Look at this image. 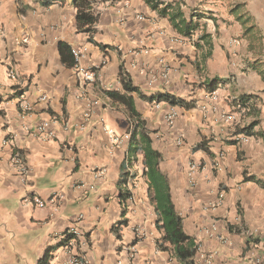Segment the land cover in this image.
I'll use <instances>...</instances> for the list:
<instances>
[{
  "label": "crops",
  "instance_id": "crops-1",
  "mask_svg": "<svg viewBox=\"0 0 264 264\" xmlns=\"http://www.w3.org/2000/svg\"><path fill=\"white\" fill-rule=\"evenodd\" d=\"M159 1L95 0L96 20L80 22L76 0H0V264H40L52 248L48 264H183L158 246L144 155L111 136L138 120L201 245L197 264H263L264 0ZM76 49L94 82L75 71ZM160 93L182 103L157 109ZM191 158L205 164L195 185ZM212 222L226 242L203 232Z\"/></svg>",
  "mask_w": 264,
  "mask_h": 264
},
{
  "label": "trees",
  "instance_id": "trees-1",
  "mask_svg": "<svg viewBox=\"0 0 264 264\" xmlns=\"http://www.w3.org/2000/svg\"><path fill=\"white\" fill-rule=\"evenodd\" d=\"M94 1L76 0L78 21L94 22L96 20V16L90 10ZM147 1L154 2V7H158L160 2L159 0ZM162 13H166V8L162 10ZM192 28L193 26L190 29ZM151 100L153 102H166L171 105L182 103L169 93L153 95ZM143 123V121L138 120L129 128L130 157L137 159L139 154L144 155L143 174L148 184L150 200L158 214L157 227L162 234L158 240V246L165 250L172 249L174 255L183 264H197L196 259L201 245L195 237L188 235L184 230L183 217L178 213L173 202L169 178L160 168L161 154L151 147V138ZM52 250L46 252L40 264H48Z\"/></svg>",
  "mask_w": 264,
  "mask_h": 264
},
{
  "label": "built area",
  "instance_id": "built-area-1",
  "mask_svg": "<svg viewBox=\"0 0 264 264\" xmlns=\"http://www.w3.org/2000/svg\"><path fill=\"white\" fill-rule=\"evenodd\" d=\"M141 19L143 18L142 16H139ZM74 56H75V64H74V69L75 71L81 76L82 79H84L85 81L87 82H94L98 76V73H97V70H96V67L94 66H86L83 64V53L81 50H74ZM8 76L12 79H17V73L14 71V70H8ZM211 99L213 100H216L218 98V95H217V92L216 91H213L210 95ZM43 98H47V95H43ZM155 105H156V108L157 109H163L162 108V103L161 102H154ZM171 105V104H170ZM172 106H175V105H172ZM172 106H169L168 109L165 111V120L167 122V124L170 126V127H174L175 126V123H176V120H177V117H178V111L172 107ZM223 118L229 122V123H236L237 122V115L236 113L232 112V113H223L222 114ZM50 125V122L49 121H44L40 124L39 126V130L41 132V136H42V139L44 140H51L54 138V133L53 132H47V128L49 127ZM111 136H112V139L114 142L116 143H120L122 140H129L130 139V133H126L124 135H117L115 132L111 131ZM242 138H245V137H237L236 139L239 141L241 140ZM7 144H11L12 141L10 140H6L5 141ZM182 144V141L181 140H178V145H181ZM12 162L14 163V165L16 166V168L19 170L20 173L22 174H26L27 173V165H26V162L24 161L23 157H22V154L19 152V151H15L12 155ZM220 163L216 162L215 163V167L216 169H219L220 168ZM205 169V164L196 160V159H193L191 158L189 161H188V176L190 178V183L191 185H195L196 184V181H195V175L197 172L199 171H203ZM26 201H32L33 203H35L38 207H44L45 206V201L38 197V196H34L32 197L31 199L27 198ZM211 208H215L216 205L214 203H211ZM209 205V206H210ZM219 231V228L217 226V224L214 222L211 223V225L209 226V228H205L203 230V232L208 235L209 237L211 238H220V240L222 242H226L227 239L221 235H219L218 233ZM72 233L73 234H79V230L76 229V228H73L72 229ZM263 245H264V242H263ZM201 250V246L199 248V252ZM198 252V253H199ZM200 258L204 259L206 262L208 260H210L211 258V255L210 254H207V253H203L201 254ZM260 261H263V264H264V254L262 255V258H260ZM70 264H89V263H84L82 262L79 258H73L70 262Z\"/></svg>",
  "mask_w": 264,
  "mask_h": 264
},
{
  "label": "rangeland",
  "instance_id": "rangeland-1",
  "mask_svg": "<svg viewBox=\"0 0 264 264\" xmlns=\"http://www.w3.org/2000/svg\"><path fill=\"white\" fill-rule=\"evenodd\" d=\"M214 170V169H213ZM214 171H216V170H214ZM209 208H211V205L209 206ZM213 209V208H212ZM202 259V258H201ZM203 261H204V263H206V261L203 259Z\"/></svg>",
  "mask_w": 264,
  "mask_h": 264
}]
</instances>
